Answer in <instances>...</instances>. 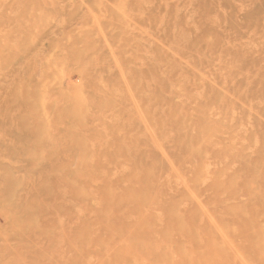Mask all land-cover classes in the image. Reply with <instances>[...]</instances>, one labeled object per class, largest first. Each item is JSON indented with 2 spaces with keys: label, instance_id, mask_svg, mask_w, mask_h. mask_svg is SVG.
<instances>
[{
  "label": "rangeland",
  "instance_id": "obj_1",
  "mask_svg": "<svg viewBox=\"0 0 264 264\" xmlns=\"http://www.w3.org/2000/svg\"><path fill=\"white\" fill-rule=\"evenodd\" d=\"M1 6L5 9L0 15L19 21L24 15L39 30L62 21L66 25L58 39L60 56L54 63L57 72L49 79L50 95L65 91L68 76L82 83L88 75L100 92L122 90L118 61L134 93L154 105L157 125L163 124L170 139L167 157L175 166L189 165L185 141L195 140L203 142L210 162H227L222 186L207 192L199 188L200 198L218 222L236 223L246 211L252 224L247 233L240 225L243 236L238 242L246 256L256 255L264 244V0H0ZM161 69L176 87L165 85ZM60 108L67 112V103L60 101ZM209 114L217 116L221 128L244 140L234 144L228 139L223 148L209 144ZM137 129L127 134L137 136V144L126 164L155 166L158 173H166L170 163ZM66 135L52 127L51 137L42 140L26 135L22 127L0 124L1 206L16 213L28 203L37 212L31 201L32 182L46 203L51 224L47 230H28L24 242L15 236L7 241L0 233V264H18L10 254L14 248L22 250L27 264H70L79 224L87 222L93 235L104 236L114 223L99 215L98 205L91 219L73 215L65 180L83 168L66 161L69 151L61 146ZM191 161L194 164L197 158ZM187 213L198 214L194 204ZM0 228L6 229L1 214ZM123 242L133 250L129 231Z\"/></svg>",
  "mask_w": 264,
  "mask_h": 264
},
{
  "label": "bare ground",
  "instance_id": "obj_2",
  "mask_svg": "<svg viewBox=\"0 0 264 264\" xmlns=\"http://www.w3.org/2000/svg\"><path fill=\"white\" fill-rule=\"evenodd\" d=\"M37 26L24 15L20 21L0 15V124L15 130L22 127L26 135L42 140L51 137L52 127L65 131L66 142L61 146L69 151L66 161L83 168L81 174L65 180L73 215L91 219L101 206L99 215L114 220L104 236L93 235L87 222L79 224L77 238L71 244L70 264H264V244L259 245L256 255L246 256L242 241L238 242L243 236L239 234L240 225L247 233L252 224L247 222L246 211L236 223L218 222L200 198L199 191L222 186L227 162H210L211 154L205 153L203 142L195 140L185 141V162L189 165L175 166L167 157L165 146L169 138L163 124L157 125L154 105L134 93L118 61L122 90L100 92L88 75L82 83L68 76L65 91L50 95L49 79L57 72L54 63L60 56L58 39L66 25L62 21L45 31ZM161 72L167 87L177 86L166 69ZM138 90L141 93L139 86ZM60 101L67 103V112L60 108ZM22 116L25 120H20ZM128 126L131 127L127 131ZM135 129L147 135L168 160L166 173H158L155 166L126 164L137 144V136L127 134ZM228 139L236 144L243 138L221 128L217 116L209 114L207 142L223 148ZM194 157L197 162L193 164ZM29 183L37 212L28 203L16 213L0 204V214L6 217V229L0 228V233L7 241L15 236L24 242L28 230L51 227L46 203L36 186ZM192 204L198 214L188 215ZM199 226L203 228L201 232ZM127 231L134 240L133 250L123 242ZM245 239L248 241V237ZM87 243L89 247L85 248ZM10 254L16 256L18 264H27L20 248Z\"/></svg>",
  "mask_w": 264,
  "mask_h": 264
}]
</instances>
